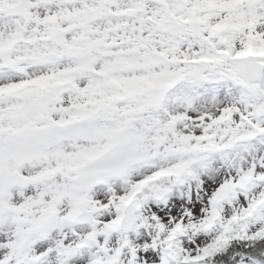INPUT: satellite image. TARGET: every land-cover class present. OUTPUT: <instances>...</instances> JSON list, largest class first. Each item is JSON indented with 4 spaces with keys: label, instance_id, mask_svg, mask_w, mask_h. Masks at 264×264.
Returning <instances> with one entry per match:
<instances>
[{
    "label": "snow or ice",
    "instance_id": "6c2138e0",
    "mask_svg": "<svg viewBox=\"0 0 264 264\" xmlns=\"http://www.w3.org/2000/svg\"><path fill=\"white\" fill-rule=\"evenodd\" d=\"M0 264H264V0H0Z\"/></svg>",
    "mask_w": 264,
    "mask_h": 264
}]
</instances>
